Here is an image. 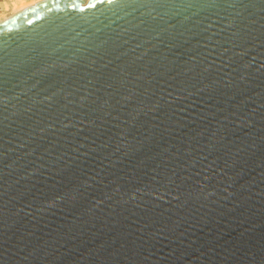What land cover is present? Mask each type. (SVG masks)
Masks as SVG:
<instances>
[{"label": "water", "instance_id": "95a60500", "mask_svg": "<svg viewBox=\"0 0 264 264\" xmlns=\"http://www.w3.org/2000/svg\"><path fill=\"white\" fill-rule=\"evenodd\" d=\"M0 264H264V0L1 22Z\"/></svg>", "mask_w": 264, "mask_h": 264}, {"label": "rangeland", "instance_id": "374dc122", "mask_svg": "<svg viewBox=\"0 0 264 264\" xmlns=\"http://www.w3.org/2000/svg\"><path fill=\"white\" fill-rule=\"evenodd\" d=\"M33 1L34 0H0V15L4 14L10 17L13 10L18 11L20 8L31 4Z\"/></svg>", "mask_w": 264, "mask_h": 264}, {"label": "bare ground", "instance_id": "6f19581e", "mask_svg": "<svg viewBox=\"0 0 264 264\" xmlns=\"http://www.w3.org/2000/svg\"><path fill=\"white\" fill-rule=\"evenodd\" d=\"M43 1H45V0H34L31 4H29V5L25 6V7L20 8L18 11L13 10V11L11 12L10 17H11V16H14V15H17V14H19V13H21V12H23V11H25V10H27V9H29V8H31V7H33V6H35V5H38L39 3L43 2ZM2 13H3V12H2ZM8 18H9V17L5 16L4 14H1V15H0V23L3 22V21H5V20L8 19Z\"/></svg>", "mask_w": 264, "mask_h": 264}]
</instances>
